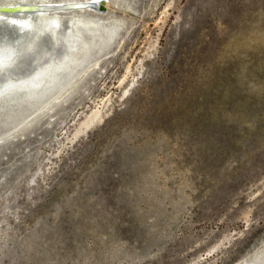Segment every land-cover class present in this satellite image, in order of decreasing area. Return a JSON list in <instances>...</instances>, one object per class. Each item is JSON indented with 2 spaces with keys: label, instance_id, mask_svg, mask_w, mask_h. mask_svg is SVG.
Segmentation results:
<instances>
[{
  "label": "rangeland",
  "instance_id": "1",
  "mask_svg": "<svg viewBox=\"0 0 264 264\" xmlns=\"http://www.w3.org/2000/svg\"><path fill=\"white\" fill-rule=\"evenodd\" d=\"M107 3L104 59L0 134V264H264V0Z\"/></svg>",
  "mask_w": 264,
  "mask_h": 264
},
{
  "label": "bare ground",
  "instance_id": "2",
  "mask_svg": "<svg viewBox=\"0 0 264 264\" xmlns=\"http://www.w3.org/2000/svg\"><path fill=\"white\" fill-rule=\"evenodd\" d=\"M108 3L0 0V21L6 22L0 23V37L17 42L14 47L0 46V134L31 123L99 65L124 24L121 18L98 16L106 12ZM89 11L95 16L85 14ZM103 115L100 108L92 110L79 131L101 121Z\"/></svg>",
  "mask_w": 264,
  "mask_h": 264
},
{
  "label": "clouds",
  "instance_id": "3",
  "mask_svg": "<svg viewBox=\"0 0 264 264\" xmlns=\"http://www.w3.org/2000/svg\"><path fill=\"white\" fill-rule=\"evenodd\" d=\"M16 43H17L16 41H9L7 39V37H0V46H3V45H11V46L14 47L16 45Z\"/></svg>",
  "mask_w": 264,
  "mask_h": 264
},
{
  "label": "snow or ice",
  "instance_id": "4",
  "mask_svg": "<svg viewBox=\"0 0 264 264\" xmlns=\"http://www.w3.org/2000/svg\"><path fill=\"white\" fill-rule=\"evenodd\" d=\"M0 23H6L5 21H0ZM0 63H2V60H0Z\"/></svg>",
  "mask_w": 264,
  "mask_h": 264
},
{
  "label": "water",
  "instance_id": "5",
  "mask_svg": "<svg viewBox=\"0 0 264 264\" xmlns=\"http://www.w3.org/2000/svg\"><path fill=\"white\" fill-rule=\"evenodd\" d=\"M15 8H17V7H15ZM3 10H5V9H3ZM6 10H7V9H6ZM15 10H16V9H14V8L12 9V11H15ZM18 10H20V9L18 8ZM7 11H8V10H7Z\"/></svg>",
  "mask_w": 264,
  "mask_h": 264
}]
</instances>
